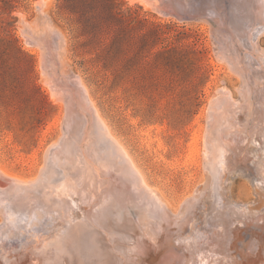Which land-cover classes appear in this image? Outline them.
I'll use <instances>...</instances> for the list:
<instances>
[{
  "label": "rangeland",
  "instance_id": "obj_1",
  "mask_svg": "<svg viewBox=\"0 0 264 264\" xmlns=\"http://www.w3.org/2000/svg\"><path fill=\"white\" fill-rule=\"evenodd\" d=\"M159 1L0 0L1 166L16 176L36 178L54 142L70 137L94 143L97 134L90 129L85 138L80 127L67 132V100H54L48 84L55 71L80 74L102 117L148 181L162 191L170 206L179 205L203 178L199 149L218 89L225 87L233 100L247 108H264V95L257 100L249 92L255 79L260 87L264 85V67L246 63L251 54L258 63L259 57L264 59V32L258 37L260 50L250 49L248 30L261 19L255 0H184L204 3L199 6L202 15L193 19L168 14ZM23 29L37 36L60 31L57 67L49 61L52 64L44 73L42 60L48 49L27 42ZM226 41L236 50L239 68L226 54ZM244 112L250 114L246 108ZM255 146L249 143L253 152ZM248 165L250 171L243 166L233 170L224 194L235 202L241 200L247 209L263 211L264 188L252 172V163ZM210 201L207 197L199 204L189 223L187 232L195 238L209 236L204 210ZM254 222L244 235L253 240L258 235L264 243V227ZM22 235L15 233L8 246L18 247ZM194 256L190 264H203L202 257Z\"/></svg>",
  "mask_w": 264,
  "mask_h": 264
},
{
  "label": "bare ground",
  "instance_id": "obj_2",
  "mask_svg": "<svg viewBox=\"0 0 264 264\" xmlns=\"http://www.w3.org/2000/svg\"><path fill=\"white\" fill-rule=\"evenodd\" d=\"M163 2L161 6L168 14L174 5L185 10L179 11V15L172 13L180 18L187 12L195 13V17L202 15V2ZM255 2L261 19L259 25L249 28L247 46L259 51L258 37L264 32V0ZM23 33L27 42L48 49V56L44 52L42 60L44 73L49 71V61L58 66L59 30L52 29L40 36L26 29ZM229 42L224 43L226 54L239 68L236 50ZM259 62L251 54L246 63L254 68L264 67V59L259 57ZM50 76L52 98L67 100V132L76 126L83 129L84 138L89 129L97 136L94 143L63 137L51 144L36 178L16 176L0 165V264H190L194 254L204 259L203 264H264V243L260 237L253 240L244 235L247 225L254 221L264 227V210L254 212L241 200L235 202L228 193L224 194L228 188L225 181L234 174L233 170L238 166L249 170L250 162L258 184L264 188L261 105L252 110L233 100L225 87L218 89L211 99L208 126L199 149L203 178L173 208L112 132L81 75H57L55 71ZM255 84L249 92L260 100L264 85L260 87L256 79ZM244 108L250 111L249 115ZM250 142L256 143L255 152L250 150ZM207 188L211 192L205 194ZM204 195L205 200L211 198L204 210L209 236L199 239L191 236L187 228ZM53 221L57 222L52 225ZM15 233L23 234V240L18 247L11 248L7 241Z\"/></svg>",
  "mask_w": 264,
  "mask_h": 264
},
{
  "label": "water",
  "instance_id": "obj_3",
  "mask_svg": "<svg viewBox=\"0 0 264 264\" xmlns=\"http://www.w3.org/2000/svg\"><path fill=\"white\" fill-rule=\"evenodd\" d=\"M165 3L163 2V0H160L159 1V5H164ZM168 6V5H167ZM179 11H185V10H182V9H178L177 7H175L174 5H172L171 7V12L172 13H175L176 15H179ZM175 14H172V15H175ZM175 15V16H176ZM178 17V16H177ZM184 18L183 19H193L195 17V13L194 14H189L187 12V14H185L183 16ZM180 18V17H179ZM67 112V110L65 109V113ZM65 117V116H64Z\"/></svg>",
  "mask_w": 264,
  "mask_h": 264
}]
</instances>
